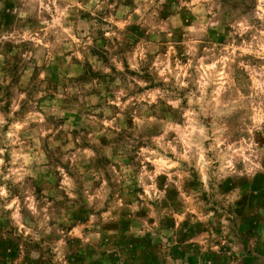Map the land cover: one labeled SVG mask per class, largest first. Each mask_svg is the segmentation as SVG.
<instances>
[{"label": "clouds", "instance_id": "1", "mask_svg": "<svg viewBox=\"0 0 264 264\" xmlns=\"http://www.w3.org/2000/svg\"><path fill=\"white\" fill-rule=\"evenodd\" d=\"M217 261L264 264V0H0V264Z\"/></svg>", "mask_w": 264, "mask_h": 264}, {"label": "rangeland", "instance_id": "2", "mask_svg": "<svg viewBox=\"0 0 264 264\" xmlns=\"http://www.w3.org/2000/svg\"><path fill=\"white\" fill-rule=\"evenodd\" d=\"M11 6H12L11 3H9V4H8V7H11ZM217 264H218V261H217Z\"/></svg>", "mask_w": 264, "mask_h": 264}]
</instances>
